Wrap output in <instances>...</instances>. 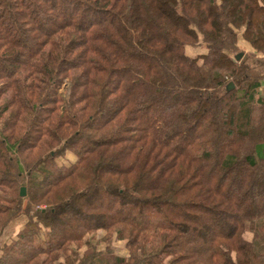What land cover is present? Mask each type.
Instances as JSON below:
<instances>
[{
  "label": "trees",
  "instance_id": "16d2710c",
  "mask_svg": "<svg viewBox=\"0 0 264 264\" xmlns=\"http://www.w3.org/2000/svg\"><path fill=\"white\" fill-rule=\"evenodd\" d=\"M240 39L264 55V0H0V235L28 216L0 264H264Z\"/></svg>",
  "mask_w": 264,
  "mask_h": 264
},
{
  "label": "rangeland",
  "instance_id": "374dc122",
  "mask_svg": "<svg viewBox=\"0 0 264 264\" xmlns=\"http://www.w3.org/2000/svg\"><path fill=\"white\" fill-rule=\"evenodd\" d=\"M46 26L47 27L51 26V23H49V22L46 23ZM248 43L249 42L244 43L243 40L240 39L239 48H240L241 52H243L247 55H252V59L249 60V58H248L245 60H247L249 63L253 64L254 68L256 67V69L264 76V55L258 53V51L255 48H252L251 45H249ZM30 47H32V46L28 44V47H26V49H25L26 52H28L30 50ZM203 47L204 46L202 44L197 45L195 47H188L187 53L189 55H191L192 57H195V56H197V54L204 51ZM262 82L263 83H262V87L260 88V92H261V95L264 96V88H263L264 79ZM62 91L65 92V89H63ZM74 161H75V157L71 153H68L65 158H62L59 160V163L70 165ZM25 192H26V190H25ZM236 196H237V193H235V192L233 193V195H231V197H233V200L236 199ZM259 197H262V199H264V193L259 194L258 197L251 196L247 201V205H251V204L258 205V204H260V202H258V201H260L258 199ZM25 205H26V202H24V207H25ZM262 207L264 208V204L262 205ZM170 209L174 212H178L174 208H170ZM231 212L236 213L234 208L231 209ZM178 213H182V211H179ZM27 221H28L27 214H20L16 219H14L4 229V231L0 235V254L2 252L3 247L10 245L13 241L17 240V235L24 228V225L26 224ZM101 233L102 232H98L97 235H100ZM92 235L88 236L87 239H92V237H93ZM252 237L253 236L249 234L246 236V239L251 241ZM195 241L197 242L198 245L202 244V247H204V248L208 247V245H209V243L206 241L205 235H203V234H202V238H200L199 236L195 237ZM111 247H112L113 253H115L116 255L127 256L126 242L125 241H115L113 244H111ZM204 248H202V249H204ZM84 253H85V249L83 248V251H81V254H84ZM205 253L206 252H204V254Z\"/></svg>",
  "mask_w": 264,
  "mask_h": 264
},
{
  "label": "water",
  "instance_id": "95a60500",
  "mask_svg": "<svg viewBox=\"0 0 264 264\" xmlns=\"http://www.w3.org/2000/svg\"><path fill=\"white\" fill-rule=\"evenodd\" d=\"M234 88V85L231 83L230 85H229V89H233ZM26 195V192H25V189L23 188L22 190H21V196H25Z\"/></svg>",
  "mask_w": 264,
  "mask_h": 264
},
{
  "label": "crops",
  "instance_id": "0c3cea01",
  "mask_svg": "<svg viewBox=\"0 0 264 264\" xmlns=\"http://www.w3.org/2000/svg\"><path fill=\"white\" fill-rule=\"evenodd\" d=\"M244 43H246L245 41H243ZM263 88H264V85H263Z\"/></svg>",
  "mask_w": 264,
  "mask_h": 264
}]
</instances>
